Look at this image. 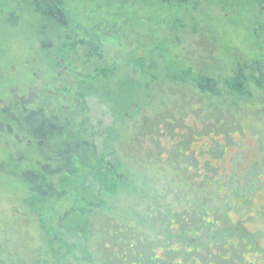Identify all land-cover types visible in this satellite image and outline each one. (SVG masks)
Masks as SVG:
<instances>
[{
	"label": "rangeland",
	"instance_id": "1",
	"mask_svg": "<svg viewBox=\"0 0 264 264\" xmlns=\"http://www.w3.org/2000/svg\"><path fill=\"white\" fill-rule=\"evenodd\" d=\"M30 1L0 0V108L13 97L23 98L40 90L45 78V68L36 59L39 45L32 36ZM66 1L79 10L85 27L94 25L99 31L109 32L96 73L88 76L93 68L87 66L76 77L61 79L84 97L97 159L106 167L112 166L128 183L121 186L111 179L114 186L108 190L96 179L86 178L85 186L99 204L88 216L91 229L87 240L80 234L65 233V242L76 247L75 257H67L64 264H136L131 261L146 259L149 247L161 239L172 244L162 247L168 252L186 242L199 247L201 264H264V95L258 98L263 106L251 102L241 112L212 107L208 113L203 108L202 113L199 106L192 115L201 130L188 128L184 130L187 133L180 134V121L171 126L163 114H154L145 96L135 109L128 105L139 95L130 100L126 92L129 98L120 93L111 98L104 91L116 86L124 90L126 79L134 81L129 56H141L154 45L157 53H152L153 58L163 63L165 58H174L180 63L178 72L190 69L193 76L205 74L218 84L240 70L245 74L257 70L255 61L264 71V0H191L179 7L169 6L174 0ZM3 10L17 17L14 26ZM100 69L110 70L114 76L103 78ZM170 93L160 99L168 110L172 104L170 112L176 117L186 116L188 99L198 105L202 102L189 87H178ZM156 100L154 96L153 103ZM231 100L240 101L234 97ZM132 128L136 130L133 135ZM192 132L196 137L192 138ZM172 138H180L184 149L190 141L188 155L172 149ZM16 147L11 136L0 132V225L7 223L8 228L16 227L18 235L43 242L36 217L23 202L25 187L13 174L19 167L28 166L14 159ZM199 152L207 157L205 164L214 163L216 168L204 167L201 173L211 181L202 191L203 181L192 176L188 180L186 173L177 176L174 168L199 163ZM218 180L227 182L220 195ZM238 190L243 194L235 196ZM69 199L57 206L58 214L68 210ZM168 210L173 212L174 223L169 214L164 215ZM192 228L200 230L198 237L181 234ZM138 237L152 241L141 244ZM129 239L136 244L128 245ZM225 239L239 246L225 248L218 244ZM156 254L160 255L158 247ZM216 254L227 260L218 259L225 257ZM190 257L193 264H200L195 256Z\"/></svg>",
	"mask_w": 264,
	"mask_h": 264
},
{
	"label": "trees",
	"instance_id": "2",
	"mask_svg": "<svg viewBox=\"0 0 264 264\" xmlns=\"http://www.w3.org/2000/svg\"><path fill=\"white\" fill-rule=\"evenodd\" d=\"M158 1L166 2L167 0ZM190 1L174 0L169 2V6L179 7ZM30 2L32 36L39 45L36 59L40 66L45 68V70L43 69L46 72L45 78H42L40 90L33 91L32 95L23 98L13 97L9 103L0 108V132L11 136L15 145L18 146L16 147L17 158L14 159L28 165L19 167L13 174L25 187L26 196L23 202L36 217L37 232L40 236L42 235L43 242L34 237L27 238L24 234L18 235L16 227L8 228L7 223H4V226L0 225V264H64L67 257H75L76 247L65 242L63 239L65 233L75 236L80 234L87 240V234L91 229L88 216L94 212L93 206L99 204V200L97 202L94 199L93 192L87 190L86 178L96 179L97 184L108 190L114 186L111 179L121 186H126L128 183L124 177L116 174L112 166L106 167L102 160L99 162L97 159L94 135L87 125L84 97L73 87L65 86L61 79L62 76L69 79L74 78L79 70L84 71L87 66L90 69L93 68L92 73L87 74L88 76L96 73L98 71L96 63L103 61L102 44L109 32L106 29L99 31L94 25L90 28L85 27L83 16H80L79 10L72 6L69 7L66 0H31ZM3 13L9 14L10 23L14 26L17 17L13 12L3 10ZM156 51V45H154L144 52L145 56H143L144 54L129 56L131 67L135 73L134 81L128 82L126 79L123 84L124 90H120V87L117 86L114 89H105L106 95L111 98L117 93L127 96L126 92H128L130 100L139 95L134 103L130 102L128 105L135 106V109L140 107L141 100L145 96L151 101L147 104L149 107L153 105L154 114H163L164 120L168 121L171 126L180 121L182 125L180 134L187 133L184 130L188 128L201 130L197 127L198 121L192 115V111H195L199 106L202 113L205 110H207L205 113H208L212 107L217 109L221 107L224 111L234 108L241 112V108L244 105L249 106L251 102L263 106L258 98L264 95V71L259 68L260 64L256 61L254 69L257 70H250L249 74L240 70L218 84L205 74L193 76L190 69H187V72L183 70L178 72L180 63L175 62L174 58H168L169 60L165 58L163 60L166 63H163L151 56L152 53H157ZM100 72H102L103 78L114 76L110 74V70L107 73L104 69H100ZM66 77L65 79L68 80ZM80 77L83 78V76ZM178 87H189L195 90L202 100L198 105L194 100L188 99L186 101L187 113L183 117H176L174 112H170L172 104L168 110L166 103L160 99L165 94L172 95L170 91ZM163 90L164 92H162ZM154 96L158 97L155 103H153ZM231 97L240 101L232 103ZM211 102H213L212 105ZM135 132L136 130L132 128V135ZM222 134L225 137L224 132ZM119 135L116 133L118 138ZM193 137H196L194 132H192ZM135 138L132 137L131 140ZM171 140L173 150H177L182 156L188 155L190 141L187 149H184L181 146L180 138ZM200 144L208 145L201 142ZM162 145L167 146L164 142ZM196 150H200L199 144ZM196 157L198 156L196 155ZM206 158L204 152H199L197 158L199 163L194 166H174L175 174L181 177L183 173H186L185 176H188L186 177L188 180L192 176L198 182L203 181L202 191L207 181L211 180L201 172H205L204 167L215 168L214 163L212 166L204 163ZM224 179L226 178L224 177ZM216 182L219 184L220 195L227 182L223 183L220 180ZM240 193L243 194L241 190L236 191L235 196ZM68 199L71 200L70 207L64 214H58L57 206ZM172 213L169 211L164 215L169 214V220L174 223L171 218ZM181 217L183 218V216ZM10 222L12 223V220ZM176 225L181 228L180 222H177ZM192 229L195 230V234H192ZM192 229H185L181 234L198 237L200 230ZM137 241L143 244L144 241L149 243L152 239L138 237ZM159 242V244L149 247L146 259L135 258L136 260L131 263L193 264L192 258L189 256H195V261H199L197 255L200 254V249L197 246L192 244L190 246L188 242H186L187 244L180 243L181 245L176 250L172 246L174 250L168 252L162 250V247L172 244L164 239ZM129 244L133 246L136 241L129 239ZM218 244L225 248L232 244L234 247L237 245L227 239L224 242H218ZM157 247L160 255L156 254ZM171 255L176 257H171ZM216 255L225 257L224 259L218 258L220 260H227L224 255Z\"/></svg>",
	"mask_w": 264,
	"mask_h": 264
}]
</instances>
